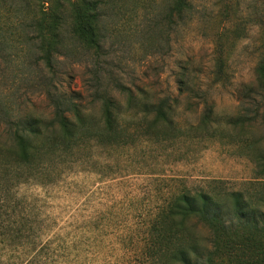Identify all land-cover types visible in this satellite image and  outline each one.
I'll return each instance as SVG.
<instances>
[{
	"label": "rangeland",
	"instance_id": "rangeland-1",
	"mask_svg": "<svg viewBox=\"0 0 264 264\" xmlns=\"http://www.w3.org/2000/svg\"><path fill=\"white\" fill-rule=\"evenodd\" d=\"M98 1L101 56L88 53L64 27L49 70L35 51L37 24L55 9L66 18L68 0H0V146L7 144L10 119L51 117L49 92L79 97L75 101L100 118L99 92L110 91L127 105L117 84L137 96L144 91L152 101L167 100L171 117L187 132L160 144L130 121L135 144H86L77 160L28 180L17 177L12 193L30 203L48 264H166L159 222L177 195L213 187L243 191L255 181L264 129L259 123L232 128L226 121L246 113L251 100L245 87L257 88L264 0H189L184 25L166 20L170 0ZM180 78L188 91H180ZM205 99L220 136L192 130ZM8 252L0 246V264L18 255Z\"/></svg>",
	"mask_w": 264,
	"mask_h": 264
},
{
	"label": "trees",
	"instance_id": "trees-1",
	"mask_svg": "<svg viewBox=\"0 0 264 264\" xmlns=\"http://www.w3.org/2000/svg\"><path fill=\"white\" fill-rule=\"evenodd\" d=\"M68 6L66 18L55 9L37 24L39 42L35 44V51L49 70L59 54L60 32L64 27L74 41L96 58L103 51L100 2L68 0ZM191 12L189 0H170L165 18L184 25ZM219 69L221 74L223 71ZM255 75L256 90L245 87L243 92L251 100L246 113L228 118L227 126L240 128L259 123L264 129V53ZM179 83L180 91L189 90L184 79L180 78ZM117 88L120 95L127 97V105L110 91H98L100 118L75 101L79 97L49 92L50 118L27 114L10 119L7 144L0 146V246L6 254L12 250L18 255L15 254L14 263L8 258V264H48L42 255L48 245L36 233L39 223L28 209L30 203L12 193L17 177L28 180L46 167L77 160L86 144L105 148L135 144L130 121H136V129L160 144L176 141L186 134L171 117L173 107L167 100L152 101L144 91L137 96L121 84ZM192 130L210 137L222 135L216 126L213 106L206 99L200 121ZM254 160L255 181L243 191L229 192L213 187L175 197L159 222L168 250L162 262L264 264V152H255ZM14 216L17 218L13 220Z\"/></svg>",
	"mask_w": 264,
	"mask_h": 264
}]
</instances>
